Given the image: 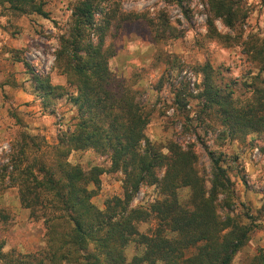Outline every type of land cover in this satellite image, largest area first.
Listing matches in <instances>:
<instances>
[{
  "label": "trees",
  "instance_id": "obj_1",
  "mask_svg": "<svg viewBox=\"0 0 264 264\" xmlns=\"http://www.w3.org/2000/svg\"><path fill=\"white\" fill-rule=\"evenodd\" d=\"M110 1L79 0L74 6L72 28L56 52V65L67 76V86L54 85L25 63L43 109H54L66 99L76 115L72 127L60 130L47 156L40 137L24 134L14 143L11 160L0 172V193L17 189L29 218L43 224V244L35 253L18 254L5 252V241L0 239V264H233L250 242L254 226L233 214L237 197L227 156L209 152L207 182L199 174L192 145L184 148L170 141L160 147L147 138L151 112L139 101L134 83L110 69L117 51L107 45V38L119 12V5ZM0 4L21 16L49 18L42 0H0ZM209 4L213 17L230 29L244 18L238 0H209ZM126 18L124 22L140 21L138 16ZM209 33L230 40L218 33L213 20ZM243 44L245 54L259 64L248 105L236 106L235 84L224 83L222 77L218 83L221 73L209 63L200 67L204 106L216 110L230 135L240 137L264 134V44ZM14 61L23 60L16 55ZM86 150L108 155V172L124 177L122 196L108 198L104 209L93 199L107 171L98 166L85 171L70 162L74 152ZM142 186L156 188L158 197L133 207ZM183 190L189 192L184 199ZM10 220L11 215L0 208V233ZM152 221L157 228L142 233L140 225ZM131 247L136 254L129 259ZM250 264H264V251L259 250Z\"/></svg>",
  "mask_w": 264,
  "mask_h": 264
},
{
  "label": "rangeland",
  "instance_id": "obj_2",
  "mask_svg": "<svg viewBox=\"0 0 264 264\" xmlns=\"http://www.w3.org/2000/svg\"><path fill=\"white\" fill-rule=\"evenodd\" d=\"M42 1L48 19L36 14L21 16L0 4V172L11 160L14 143L21 135L44 139L40 144L47 156L60 130L74 124L76 110L66 99L58 101L54 109H43L25 63L38 76L49 77L54 85L67 86V76L56 65V52L60 39L72 28L73 8L79 0ZM238 1L244 18L230 29L213 17L209 0H186L181 4L168 0H111L119 5V12L107 45L112 44L117 51L110 69L118 78L134 83L139 101L151 112L146 136L153 144L161 147L171 141L184 148L192 145L199 158V174L207 182L211 179L209 152L227 156L237 197L233 214L254 226L250 242L233 264H250L259 250L264 251V134L230 135L216 110H207L200 97L204 80L200 67L209 63L221 73L220 79L216 78L218 83L222 77L224 83L235 84L236 106L244 107L253 101L252 83L259 64L245 54L243 43L264 44V0ZM134 16L140 21L124 22L126 17ZM210 20L218 33L230 40L210 36ZM16 55L23 61H14ZM70 162L85 171L96 166L107 171L93 199L100 209L105 208L108 198L122 196L124 177L108 172V155L94 150L77 151ZM188 195L183 190L182 199ZM157 197L156 188L142 186L132 206L148 205ZM0 208L11 215L0 233L4 251L35 253L43 244V224L29 218L16 188L0 193ZM225 212L220 211L221 215ZM157 226L152 221L139 229L148 234ZM135 254L133 247L128 249L129 259Z\"/></svg>",
  "mask_w": 264,
  "mask_h": 264
}]
</instances>
